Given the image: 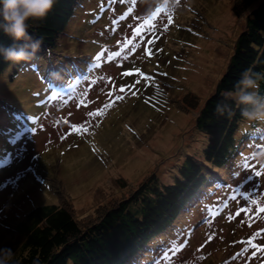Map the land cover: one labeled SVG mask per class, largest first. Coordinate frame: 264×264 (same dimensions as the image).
Returning <instances> with one entry per match:
<instances>
[{
	"label": "rangeland",
	"instance_id": "374dc122",
	"mask_svg": "<svg viewBox=\"0 0 264 264\" xmlns=\"http://www.w3.org/2000/svg\"><path fill=\"white\" fill-rule=\"evenodd\" d=\"M238 1L80 0L55 54L3 72L0 247L18 251L19 222L61 195L80 218L121 197L120 181L133 185L156 174L167 185L188 155L204 162L208 136L195 127L200 107L184 99L191 93L201 106L215 92L249 12L263 0L242 16ZM17 131L23 136L13 146ZM236 139L235 155L178 224L129 264H264V158H252L264 151V124L243 119Z\"/></svg>",
	"mask_w": 264,
	"mask_h": 264
},
{
	"label": "trees",
	"instance_id": "16d2710c",
	"mask_svg": "<svg viewBox=\"0 0 264 264\" xmlns=\"http://www.w3.org/2000/svg\"><path fill=\"white\" fill-rule=\"evenodd\" d=\"M79 1L55 0L45 19L28 21L31 41L16 43H37L34 57L55 54ZM255 1L239 0L236 13L242 16ZM13 43L0 30V46ZM12 64L0 56V76ZM248 69L264 73V0L249 12L246 28L235 42L215 92L201 106L191 93L184 99L192 108L200 107L195 127L208 136L204 162L188 155L178 168V177L167 185L160 184L156 174L146 175L133 185L120 181L121 197L96 206L80 218L71 198L64 195L57 204L33 208L16 226L23 243L13 251L10 264H129L142 254L156 236L177 222L199 191L216 179L217 170L235 155L239 148L236 132L243 118L241 106L225 93L235 91ZM260 90L264 92V80L260 81ZM218 103L228 104L231 113L217 114Z\"/></svg>",
	"mask_w": 264,
	"mask_h": 264
},
{
	"label": "clouds",
	"instance_id": "9594fccd",
	"mask_svg": "<svg viewBox=\"0 0 264 264\" xmlns=\"http://www.w3.org/2000/svg\"><path fill=\"white\" fill-rule=\"evenodd\" d=\"M54 3L55 0H0V30L14 41L7 47L0 46V56H3L4 60L18 63L34 58L38 50L37 43L24 45L16 42L31 41L28 21L45 19ZM153 3L164 6L165 0H153ZM170 3L174 6L175 0H170ZM262 80L264 73L248 69L242 73L235 91L225 93L241 106V116L245 121L264 124V92L260 90ZM215 111L219 115L231 113L226 103H218ZM257 156L264 158V151L257 153ZM13 255L11 248L0 247V264H10Z\"/></svg>",
	"mask_w": 264,
	"mask_h": 264
},
{
	"label": "snow or ice",
	"instance_id": "6c2138e0",
	"mask_svg": "<svg viewBox=\"0 0 264 264\" xmlns=\"http://www.w3.org/2000/svg\"><path fill=\"white\" fill-rule=\"evenodd\" d=\"M161 11H163V9H157V12H161ZM154 18H155V14H154V16H153V19H154ZM149 24H150V22L147 21V20H145L143 23H141V24H139L138 26L135 27V29H134V34H135L137 37H139V36L141 35L142 29H144L145 26H148ZM124 43L130 45V44H132V40L129 39V40H127V41H124ZM149 54H151V53L149 52ZM114 55H115V56H120V55H121V52H119V51H118V52H115ZM130 74H131V73H128V72H125V73H124V75H130ZM120 91L123 92L124 89L121 88ZM18 119H19V118H18ZM22 136H23V134H22L20 131H17V132L15 133V135L10 136V138H9V143H11L13 146H15V144H16L17 142H19V141L22 139ZM256 155H257V154L254 153L252 158H255ZM247 159H249V158L246 157L245 160H247ZM243 167L247 168V167H248L247 163H246L245 165H243ZM255 175H256L257 177H259V176L261 175V172H260V171H256V172H255ZM251 180H252V176L249 175L243 183H244V184H248V182L251 181ZM0 187H2V186H0ZM256 187L258 188L259 185L257 184ZM245 195H247V193H245ZM251 203H256V201L253 200ZM240 211H247V212H250V211H251V208H250V207H242V208H240ZM258 212H264V208H259V209H258ZM237 215H239V212H237ZM249 243H251V241H249ZM252 246H253V247H257V245H252ZM253 255H255V253H253Z\"/></svg>",
	"mask_w": 264,
	"mask_h": 264
},
{
	"label": "bare ground",
	"instance_id": "6f19581e",
	"mask_svg": "<svg viewBox=\"0 0 264 264\" xmlns=\"http://www.w3.org/2000/svg\"><path fill=\"white\" fill-rule=\"evenodd\" d=\"M253 241V240H252Z\"/></svg>",
	"mask_w": 264,
	"mask_h": 264
}]
</instances>
